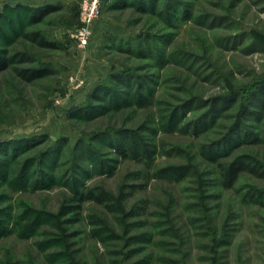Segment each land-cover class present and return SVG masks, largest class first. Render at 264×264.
<instances>
[{
    "label": "rangeland",
    "instance_id": "rangeland-1",
    "mask_svg": "<svg viewBox=\"0 0 264 264\" xmlns=\"http://www.w3.org/2000/svg\"><path fill=\"white\" fill-rule=\"evenodd\" d=\"M45 1L0 0V264H264V0Z\"/></svg>",
    "mask_w": 264,
    "mask_h": 264
},
{
    "label": "trees",
    "instance_id": "trees-1",
    "mask_svg": "<svg viewBox=\"0 0 264 264\" xmlns=\"http://www.w3.org/2000/svg\"><path fill=\"white\" fill-rule=\"evenodd\" d=\"M56 6H52L51 4H41V5H31V4H25V3H17L15 5H6V10H9V12L11 13V16L13 17L12 19H15V23L11 21V19H9L7 16H5L8 20V31H10V33L13 34H18L22 29L23 26H25V24H30V23H34L39 21L40 19H42L47 13H49L50 11H52ZM6 35V34H5ZM3 36V33H2ZM24 36L29 37L32 41H34L35 43L45 46V47H49V48H54V47H58L60 44H58L57 42L44 38L42 36H40L37 32H32L31 34L27 35L26 33L24 34ZM4 40L8 39L6 36H3ZM7 59L5 58V56L3 54L0 53V69L3 68L4 66L7 65ZM42 73V72H41ZM40 73V74H41ZM33 73L29 72L28 75H26L27 77H31ZM112 78H118L117 74H111L109 75ZM121 79V78H119ZM122 81V80H121ZM123 83V82H122ZM125 87L127 88V85L124 84ZM99 90H102V88L100 86L96 87L95 89H93L92 91V95L95 97H97ZM114 91V90H111ZM139 93V94H138ZM113 95V96H112ZM117 96L120 100V98L125 101L126 99V95L125 92H119L117 94H111V96H109L110 98ZM255 98L258 100H262V97H264V83L260 84L257 86L256 88V93L254 94ZM136 97L138 98H142L140 92H137ZM258 97V98H257ZM261 98V99H260ZM246 104H243L242 106V110L246 108ZM89 109V108H88ZM80 112L83 111V109L79 110ZM234 129V128H233ZM235 131V130H233ZM237 132V131H236ZM232 135V134H231ZM238 136L243 135V133H241L240 131H238ZM27 138H20V139H14L11 140L10 142H8V145H20V144H25L27 143ZM233 140H235V138H231V140H225L226 144L227 143H231ZM133 141V140H132ZM134 142V141H133ZM136 142L134 143H130L128 144L127 147H125V144L122 142H119L118 144H115V146L117 147V150L123 154L124 152H126L125 150L130 149L132 151V154H134L138 149H134ZM14 146V147H18V146ZM228 145V144H227ZM141 150H138L137 154H142L144 157L148 156L150 154V150L148 148L142 147L141 146ZM218 153V152H216ZM48 154H46L44 152L43 157L46 156V160L49 161L48 159ZM136 155V154H135ZM43 157L41 159V161L43 160ZM243 170H249L251 172H255V170L253 168H251L249 166V164L244 163L242 161H233L230 164H228L227 166H225L224 168L221 169V182L220 184L225 187V188H230L231 186H233V184L235 183L238 174L243 171ZM173 173L174 170L172 169ZM171 171V172H172ZM168 172V171H167ZM86 195H90V197L94 198L96 201H102L103 200V195H98V194H86ZM80 199V198H79ZM251 199H253L254 201H262L264 200V190L261 191H256L254 194L251 195Z\"/></svg>",
    "mask_w": 264,
    "mask_h": 264
},
{
    "label": "built area",
    "instance_id": "built-area-1",
    "mask_svg": "<svg viewBox=\"0 0 264 264\" xmlns=\"http://www.w3.org/2000/svg\"><path fill=\"white\" fill-rule=\"evenodd\" d=\"M95 1L96 0H93L92 3L86 4L84 11L89 10V12L91 13L93 11V8H94L93 6H94ZM89 18H90V15H89L88 19ZM88 37H89V33L86 29H81L76 34V38H77L80 46H85L87 44Z\"/></svg>",
    "mask_w": 264,
    "mask_h": 264
},
{
    "label": "crops",
    "instance_id": "crops-1",
    "mask_svg": "<svg viewBox=\"0 0 264 264\" xmlns=\"http://www.w3.org/2000/svg\"><path fill=\"white\" fill-rule=\"evenodd\" d=\"M10 2L17 1V2H29L31 3H41V2H46L45 0H9Z\"/></svg>",
    "mask_w": 264,
    "mask_h": 264
}]
</instances>
